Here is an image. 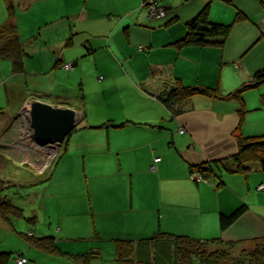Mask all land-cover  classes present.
<instances>
[{
	"label": "crops",
	"instance_id": "crops-1",
	"mask_svg": "<svg viewBox=\"0 0 264 264\" xmlns=\"http://www.w3.org/2000/svg\"><path fill=\"white\" fill-rule=\"evenodd\" d=\"M35 2L36 0H13L15 6L21 5V9L26 11L31 9ZM209 2L211 0H194L187 3L183 12H172L173 16L178 17V22L165 27L164 23L172 15L167 14L165 20H153L147 10L146 13L138 11L140 4L143 9L142 0H124L126 8L118 23H115V19L106 20V25L100 22L106 33L95 39L99 40L101 49L109 51V64L115 68V71L107 73L106 78L100 77V81L106 80V83L101 84L104 85L105 91H110L118 88L120 81L131 83L132 78L125 72L127 65L139 81V86L132 84L133 90L140 93L143 104H147L144 108L141 104L134 108L147 113H144L146 116L142 120H134L129 113L121 118L112 117L110 120L114 124L127 123L121 128H90L84 125L79 129L85 132L88 129H98L95 131L103 132L100 135L95 133L100 136L97 140L81 138L83 141L81 144L77 142L78 149L74 154L83 158L81 168L85 178L84 190L88 193L89 202L91 198L90 209L94 213L92 231L87 237H96L97 234L96 239L100 244L89 249L101 254L92 264L105 262L103 258L106 254L110 257L107 264H121L116 260L113 243V239L120 238L136 243V263L179 264L172 242H142L151 239L158 232L189 236L201 241L221 238L224 243H238L232 250L228 264L235 260L233 264H250L240 262L239 256L244 250L253 249L256 239L264 237V193H258L261 192L258 187L264 185V175H257L261 172H253L252 174L256 175L250 174L247 177L235 175L239 176L237 179L218 171V177L205 179L197 171L191 170L194 166L236 155V135L240 127L245 136L264 135V105L261 101L264 85L258 90H252L253 93H246L245 105L249 113L243 124L238 113L239 106L233 101L195 96L170 111L157 99V95L173 85L176 79H180L185 85L220 87L223 92L231 93L249 82L257 71L264 68V0H213L210 18L215 23H234L238 11L250 18L234 24L224 49L186 47L178 50L172 46L185 36L186 23L195 18ZM66 5L61 4L59 10L66 11ZM164 5L173 9L167 0ZM182 5L184 6H180ZM101 12L102 10L91 15L85 8L77 25L99 22L102 18ZM8 18L7 1L0 0V27L8 22ZM77 18L78 16L74 20ZM13 21L20 29L18 16L15 15ZM58 22L61 21L54 17V25ZM122 23L125 27L133 28L131 36L135 33L136 37L133 39L136 44H140L139 54H132L135 46L130 51L132 55L126 54L125 65L123 60L118 59L115 47ZM55 31L57 32V29ZM30 33L32 36L37 35V32L31 30ZM32 36L31 39L27 37L22 40L20 35L27 54L25 73L15 74L12 63L0 59V140L11 134L10 131L15 127L16 120L27 104L45 101L39 96L30 98L31 93L36 91L29 88L28 77L44 78L45 75L55 74L56 68L63 69L68 62H71L73 67H81L79 58L72 55L67 47L73 45L74 48V41L65 46L66 40L55 35L53 39L44 38L46 45L39 46L42 39L36 36L33 40ZM36 40L38 44L35 43ZM85 44L90 45L88 39ZM91 48L92 50L88 49L89 53L98 49L92 46ZM143 49L148 52L147 56L141 53ZM42 50H47V54L52 56L51 63L46 68H38L37 65L34 69L35 64L30 63V60ZM155 54L157 59L151 60ZM138 56L140 57L137 58ZM137 60L138 63L135 64ZM96 74H99V69ZM125 86L126 84L120 87ZM65 101L60 96L47 103L75 109ZM76 111L81 121L83 115L87 118V111ZM180 130H183V133H180ZM30 132L31 128L27 129L25 134V137L29 138L28 146L25 145L27 149L20 150L28 157H32L31 150L37 155L45 154ZM3 147L7 149L4 150ZM69 148L68 143L65 149L67 156ZM7 150H10L7 144L0 142L2 172H5L7 162L14 159L9 157ZM156 158L162 160L156 163ZM152 167L155 170H152ZM0 199L8 200L3 197ZM243 204L248 206L247 212L222 232L221 215H231ZM89 250H78L77 254L90 252ZM70 253L75 254L76 250ZM19 257L25 258L23 255ZM27 261L26 264H30L28 259ZM197 264L219 263L202 261Z\"/></svg>",
	"mask_w": 264,
	"mask_h": 264
},
{
	"label": "rangeland",
	"instance_id": "rangeland-1",
	"mask_svg": "<svg viewBox=\"0 0 264 264\" xmlns=\"http://www.w3.org/2000/svg\"><path fill=\"white\" fill-rule=\"evenodd\" d=\"M167 1L169 6L173 7L174 12H183L185 5H187L183 0ZM64 3L67 4L65 6L66 11L61 12L59 7ZM125 4L124 0H36L32 8L27 11L22 10L21 5L15 7V15L20 20V29L18 30L22 40H26L27 37L31 39V30V32H37V35L32 36L33 40L36 36L42 39L39 42V46L46 45L44 38L50 37L53 39L55 35L59 39L64 38L66 40L65 46H67L68 42L74 41V48H72L73 45L67 47L72 55L79 58V66H81L79 68L72 66L69 70L65 69L64 66L63 69L56 68L55 74L45 75L46 77L44 76V78L28 77L29 88L32 91H36L31 93L30 98L39 96L47 103L53 102L56 97L61 96L63 100H66V104L74 106V110L81 111L83 109L87 111V118L80 122L77 130L64 143V145L69 143V156L65 155V147L61 148V150L49 151L50 154L48 155H37L34 150H31L32 157L26 156L21 151L27 149L29 138L25 137V134H27V129L31 128L27 119L29 114L25 111V108L30 109V105L33 102L27 104L22 113H20L13 128L14 130L10 131L11 134L0 140L1 143L7 144L10 149L7 150L9 157L14 158L7 162V167H4L5 172L0 169V198H8V200L0 199V202L10 201L24 211L23 217L13 218L11 222L4 221L0 217V252H12L14 254L10 264H16V260L22 255L30 261V264H74L68 258L50 255L31 247L27 238V235L30 234H36L37 237L53 236L56 238L60 249L62 251L65 250L64 252L69 250L68 253L76 250L75 254H77L78 250L85 252L92 246L100 245L94 236L87 237L92 231L94 213L90 209L91 198L89 202L88 193L84 190L85 178L81 168L83 158L74 156V154L78 149L77 142L81 144V141H83L80 140L81 138L86 137L97 140L100 136L95 133L99 135L103 133L95 131L98 129H88L86 132L79 130L82 126L97 127L111 124L112 121L110 119L112 117L121 118L126 113H129L134 120H142L146 116L144 113H147V111L134 108L137 104H141L142 108L147 106V104H143L141 94L133 90L132 84L139 86V81L132 71L128 69L124 61L126 54L130 56L134 53H140V44H136V40L133 39V37H136L135 33H133V37L131 36L133 28L123 26L124 23L120 25L121 32L118 33L115 40L117 45L115 47L117 48V57L119 60H123L126 68L125 72L132 78V82L120 81L118 88L105 91V87L101 83H106V80H99L100 77L106 78L107 73L115 71V68H112L109 64L111 59L109 51L101 49L102 47H99L101 45L98 43L99 40L95 39V37H100L106 33L102 27V24H108L106 20L115 19V23L119 22L122 12L125 11ZM181 4H184V6H180ZM85 8L91 15L97 14L102 10V15L100 14L102 16L101 20L96 23L82 22L83 24L77 25ZM138 11L146 13V10L141 8V4L138 7ZM169 15L173 16L172 13H169ZM77 16L78 18L74 20ZM54 17L61 22L54 25ZM56 29L57 32L55 31ZM87 39L90 47L85 44ZM35 43H37V40ZM91 46L97 47V51L89 53L88 49L92 50ZM133 46L135 47L131 54L130 51ZM47 53V50H42L35 58L30 60V63L35 64L33 66L34 69H36L37 65H39L37 66L38 68H46L51 63L52 56ZM141 53L145 56L148 55V52L144 49ZM156 59V54L151 57V60ZM137 63L138 60L135 64ZM67 64L71 65L72 63L68 62ZM97 69H99V74H96ZM224 83H226L225 80ZM124 84H126L125 87H120ZM145 94L150 96L149 93ZM120 107L124 108L120 109ZM30 134L32 136V131ZM3 148L4 150L7 149ZM235 175L241 174H229L230 177L239 179V176L236 177ZM258 193L263 194L264 190ZM76 236H80V238L78 237V239ZM104 245L110 246L111 244L104 243ZM219 248L222 247L218 246L213 249ZM103 259L105 262H102V264H107V261H110V257L107 254ZM235 262L236 260L231 263Z\"/></svg>",
	"mask_w": 264,
	"mask_h": 264
},
{
	"label": "trees",
	"instance_id": "trees-1",
	"mask_svg": "<svg viewBox=\"0 0 264 264\" xmlns=\"http://www.w3.org/2000/svg\"><path fill=\"white\" fill-rule=\"evenodd\" d=\"M6 1L9 18L8 22L0 27V59L10 61L15 74H23L25 73V59L27 54L22 46L18 27L13 21L15 18L16 6L13 3V0ZM183 1L187 4L194 0ZM212 2L213 0H211V2H209L195 18L186 23L185 36L173 43L172 46L178 50H182L186 47H217L219 49H224L231 36L234 24L250 20L246 14L238 11L234 23H215L210 18ZM164 3L165 0H142L143 9L148 12L153 5H157L159 8L165 10L166 14L164 17H152L153 20H165L167 14L172 13L171 11H173V9L166 7ZM227 3L229 4V2ZM177 22L178 17L175 15L168 19L164 23V26L167 27ZM68 45H71V42H68ZM262 85H264V68L257 71L249 82L242 84L237 90L231 93L223 92L220 87L185 85L180 79H176L173 85L166 87L164 92L157 95V99L170 111L174 110L180 103L191 100L195 96L233 101L239 106L238 113L241 118V123L243 124L249 113L245 105V95L249 91L258 90ZM261 101L264 105V95H261ZM84 118L85 115H83L82 121H84ZM126 124L127 123L114 125L111 123L90 128H121ZM77 128L73 132H75ZM239 130V133L236 135L238 143V152L236 155L219 161L206 162L192 167L191 170L197 171L205 179L218 177V171L226 174H241L243 176H248L253 172L264 173V135L245 136L241 132V127ZM72 133L67 137L66 141L69 140ZM67 146L68 143L67 145H63L65 149ZM247 210L248 206L243 204L231 215H221V231L224 232L234 225L247 212ZM23 215L24 211L12 202H0V217L4 221L11 222V219L20 218L23 217ZM97 237L96 234L95 238ZM27 238L31 247L50 255L68 258L77 264H92L95 259H98L101 256L98 251H90L84 254H70L64 252L60 249L56 238L53 236L36 237L34 234H30L27 235ZM159 240H166L173 243L175 247V255L179 264H197V262L202 261L228 264L231 259L232 250L238 244L224 243L221 238L201 241L189 236L164 232H158L151 239L142 242H157ZM113 243L117 262L121 264H150L145 262L136 263L134 261L136 243L133 240L124 238L113 239ZM254 243L255 247L253 249L244 250L242 252L241 256L247 259L245 261V258L240 256V262L264 264V237L256 239ZM224 244L226 245L225 248ZM218 246H221L222 248L213 249ZM13 255L12 252H0V264H10L14 258Z\"/></svg>",
	"mask_w": 264,
	"mask_h": 264
},
{
	"label": "water",
	"instance_id": "water-1",
	"mask_svg": "<svg viewBox=\"0 0 264 264\" xmlns=\"http://www.w3.org/2000/svg\"><path fill=\"white\" fill-rule=\"evenodd\" d=\"M32 131V138L38 145L50 149H61L67 137L78 127L81 119L71 108L53 106L34 101L25 108Z\"/></svg>",
	"mask_w": 264,
	"mask_h": 264
},
{
	"label": "built area",
	"instance_id": "built-area-1",
	"mask_svg": "<svg viewBox=\"0 0 264 264\" xmlns=\"http://www.w3.org/2000/svg\"><path fill=\"white\" fill-rule=\"evenodd\" d=\"M149 14H150V16L151 17H154V18H162V17H164L165 16V10L163 9V8H159V6H157V5H153L150 9H149ZM262 26H263V28H264V18H263V20H262ZM64 68L65 69H67V70H69V69H71L72 68V65H70V64H66V65H64ZM180 133H183V130H180ZM40 146V145H39ZM40 148L43 150V152L45 153V154H50V152L49 151H54L55 149H50V148H47V147H42V146H40ZM58 149V148H57ZM56 149V150H57ZM161 161V158H156L155 159V162L157 163V162H160ZM152 170H155V168L154 167H152ZM258 190H264V185H261V186H259L258 187ZM17 263L18 264H26L27 263V259H25V258H23V257H19L17 260Z\"/></svg>",
	"mask_w": 264,
	"mask_h": 264
}]
</instances>
